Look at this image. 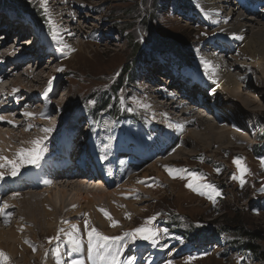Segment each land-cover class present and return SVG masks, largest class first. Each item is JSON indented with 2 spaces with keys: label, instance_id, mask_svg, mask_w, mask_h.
<instances>
[{
  "label": "rangeland",
  "instance_id": "rangeland-1",
  "mask_svg": "<svg viewBox=\"0 0 264 264\" xmlns=\"http://www.w3.org/2000/svg\"><path fill=\"white\" fill-rule=\"evenodd\" d=\"M212 1L215 5L217 3V9L225 5L224 3L221 5V0ZM25 3L30 10L43 15L42 24L45 30L52 31L58 27L59 31L68 28L70 30L68 33L72 36L66 37L67 41L73 43L72 46L78 45L79 48L77 51L65 49L67 54L59 51L61 56L51 65H46L51 61L49 55H46L45 62H39L38 78L36 74L31 77L18 74L14 78L17 79L16 84L10 76L4 79V83L7 79L8 82L12 80L10 84L17 86L16 88L21 86L22 88L18 89L23 94H29L27 91L32 94L40 93L38 105L45 110L52 106V113L50 120H45V124L40 123V128L34 126L39 123L37 120L30 122L22 115L25 111L36 114L39 112L37 108L25 107V110H18L20 114L16 115L15 120L20 124L17 125L16 122V128L0 121L2 125L0 155L13 159L18 149L31 148L30 141L44 135L41 131L44 126H50L52 132L45 141L42 160L55 156L54 147L57 146V140L67 141L72 135L77 137L78 133L79 138H76L74 143L76 144L74 160L77 161L78 153L82 155L94 147L97 148V154L91 161L94 166L99 164L101 147L108 152L119 150L124 157L123 160L128 162L121 160L117 162L125 163L127 167L130 166L129 162L139 163L142 159L138 150H144L149 146L161 135L160 132L163 136L172 132L169 126L178 129L180 132L178 137L180 139L183 137L186 144L182 141V145L179 146L175 138H169L172 144L162 156V159L166 160L150 158L140 166L131 165L134 169H127V172L130 170L128 176L121 177L117 184L107 191H113L131 177L135 185L129 188V191L126 190L128 192L123 191L116 197L112 194V202L106 198H102L100 202L92 198L87 203L82 199V196L86 195L88 199L91 198L86 194L90 189L98 190L99 187L101 192L104 190L100 188L98 183L102 181L98 178L97 181L87 179L86 181L92 184L82 185L81 188L77 182H71V179L60 180L55 185L58 191L62 190L61 196L59 197V193H52V197L55 195V198L50 201L48 199L51 192L43 191L47 186L39 187L41 189L38 190L27 187L19 192V195L14 193L6 197L8 203L13 204L9 205L12 209L8 210L10 213L8 223H4V218L0 220L2 228L0 231L5 232V229L9 228L7 232L14 230L16 232L14 236L18 234L19 237H15L17 240L11 243L15 251L12 246H4L2 245L4 243L0 242V251L8 257L7 264H56L53 251L57 246L61 252V264L78 255L86 257V244L80 253L73 251L69 257V248L63 237L59 241L48 243V238L56 236L58 229L69 228V224L64 221L77 224L81 235L84 220L87 219L90 226L102 234L116 236L142 225L153 215L157 217L154 226L161 230L156 246L145 241H137L125 249L121 259L135 256V264H165L168 260H172V264H264L257 256V252L256 257L244 246L252 243L260 252L264 250V191L261 190L264 186V167L260 164L261 158H264V81L257 80L264 73V51L261 57L250 56V52L244 49V41L232 38L231 26H226L227 22L230 25L234 22L224 20V17L212 20L213 15L204 8L201 0H48L47 13L40 6V0H25ZM22 6L20 0H0L1 9L13 11V7L18 10V14L28 16L22 11ZM242 14L244 15L242 21L253 23V28L249 27L245 36H251L254 30L264 28L262 22L254 23L253 19L249 20L256 16L246 15L243 11ZM4 16L6 29L14 30L12 33L17 31L16 35L21 34L20 37L24 34L31 35L27 27H17L15 19L10 21L7 15ZM262 16L264 19V15ZM26 19L32 20L29 16ZM47 19H51V26L46 23ZM11 24L13 25L10 27ZM45 30V36L42 38L44 52L50 50L49 47L52 51L58 50L60 45L64 44L63 41L58 38L60 43L54 42L51 34H47ZM258 39L264 45V37ZM6 42L11 43L6 48L3 47V50L8 51L11 45L19 50V43H14L13 38H8L4 43ZM134 43L138 45L136 57H132L134 54L131 48ZM66 44L69 46V43ZM69 48L71 49V45ZM25 51L20 52L26 54ZM18 53L16 52L17 56ZM179 56L181 59H178ZM25 59L18 57L17 61L20 63ZM41 59L40 55L36 56V63L42 61ZM201 60L211 62L212 68L207 73L200 63ZM11 61L12 59L6 61L8 64L4 65L5 69H9ZM157 61L159 68L154 63ZM28 64L30 67V63L23 64L22 70L25 73H28L27 69L25 70ZM125 64L130 66L129 83L125 89L119 90L117 106L121 112L118 114L121 116L133 113L136 115L134 117L136 121L130 122V119H125L115 123L107 113L96 115L98 120L90 115L86 117L84 114L94 109L96 101L111 90L113 79ZM219 64L224 67L221 68ZM58 68H62L63 71H57ZM224 69L235 75L237 82L231 87L229 96L216 92L213 100L214 90L205 88L207 91L205 90L203 96L209 102L204 111L197 110L200 108L188 97L186 98L188 101L182 107L168 108L169 103L163 94L179 90L177 84L180 87L188 84L181 79L179 83L173 81L176 77L183 76L196 81L194 90L199 89L198 83L203 79L214 88L216 84L213 81L219 83L221 76L219 72ZM49 79L53 80V85L46 98L44 92ZM218 89L219 87L216 90ZM56 92L58 96L51 99ZM179 92L181 94H174L175 102L182 97V91ZM94 94L96 95L93 96ZM254 95L258 98L256 99ZM195 96L202 99L198 92ZM228 98L230 99L227 101ZM214 103L221 104L220 110H217ZM191 106L197 107L196 111L199 113L196 112L194 118L199 124L204 123L206 128L186 121L183 111ZM129 108L132 110L129 111ZM202 112L206 116L203 117ZM11 113L6 114L13 117L14 113L12 115ZM70 116L72 121L77 123L76 126H79V132H73L68 136L64 130H60V126L62 124V127L67 128L69 120L66 118ZM75 116L81 119L75 121ZM207 117L211 118L207 120L205 119ZM39 118L43 119L40 116ZM231 122L233 125H230ZM27 123L32 127L26 131ZM160 123L163 124L162 127ZM6 128L13 130L10 132ZM182 129L189 131L184 133ZM7 132L10 134L6 137ZM193 133L198 134L197 139ZM77 148H81L82 152L80 153V149ZM169 151L172 155L168 154ZM62 152L63 148L60 154ZM104 154L103 157L108 159V154L106 152ZM156 155L154 152L153 156ZM234 157H242L243 164L248 169V173L243 177L246 181L243 187L239 180L232 179L233 175H239L232 163ZM57 158L62 159L61 156ZM88 162L86 159V163ZM115 162L113 158L104 160L113 171H117L118 164ZM165 165L202 174L203 180L200 182L212 184L220 195L215 196L214 200H209L207 196L193 192L185 187L187 178L181 179L180 175L169 176L165 171ZM36 167L26 165L19 175H27V172ZM217 168L220 169L219 173L216 171ZM0 171L6 172L7 169ZM187 172L183 174L185 177ZM8 177L6 175L5 179ZM66 181L71 183L69 185L63 183ZM6 187L8 188L7 185ZM75 194L79 195L75 197ZM101 208L105 209L112 219L118 221L116 227L110 226V221L99 211ZM126 213L130 214V218L125 217ZM169 229L188 242L202 240L209 234L212 236L197 246L195 242L191 243L195 246L191 250L181 238L174 237ZM207 230L210 233L207 234ZM241 231L249 236L247 238L240 236ZM25 240L29 243L26 244ZM31 246H35V252ZM0 264L5 262L0 260Z\"/></svg>",
  "mask_w": 264,
  "mask_h": 264
},
{
  "label": "bare ground",
  "instance_id": "bare-ground-1",
  "mask_svg": "<svg viewBox=\"0 0 264 264\" xmlns=\"http://www.w3.org/2000/svg\"><path fill=\"white\" fill-rule=\"evenodd\" d=\"M201 1L203 2V6H205L204 8L206 10L210 11L211 15H213V17H211L212 20L213 19L217 20V19H221L222 17H224V20H229L230 22H234L233 25H230L229 22H227L228 24L226 26L227 27L231 26L230 27V29H231L230 31L233 34H236V35H238L240 37H243V39H241V40L244 41V49H247L250 52V56H252V57H255V56L261 57L262 56L263 51H264V45L258 38L259 37H264V28L254 30L252 32L251 36H245V33H246V31H248V28L249 27L253 28V26H252L253 23L250 22V21H242V19H244L243 18L244 15L242 14V11L246 15L250 14V13H253L252 16H256V18H249V20L253 19L255 21L254 23H257V22L261 23L262 22V24H264V19L262 18L263 17L262 15H264V10L262 11L260 9H255V7H252L250 5V1L251 0H221L222 1V2H220L221 5H222V3L225 4L224 6L220 5L221 7H223L221 9H217V7H216L217 3L215 5V4H213L214 3L213 1L211 2V0H201ZM206 4L209 5V7ZM240 5H242V6H240ZM192 9H194V8H192ZM0 13H2V15H0V54H3V55H0V115L5 117V121H1V122H2V124H3V122H4V124H6L7 120H13L16 123L17 121L15 120V117H16V115L20 114V113H18V110H20V109L21 110H25V107H28V109L37 108V110L39 112H36V114L34 113L35 115L33 116V118H28V117H26V118H27V121H30V122H32L33 120H37L39 123L38 124L34 123L35 124L34 126H36V128H40V123L45 124L46 123L45 120H50L51 119V114L50 113H52L51 112V107L52 106H49L47 108V110L41 108L38 105L39 98L41 97L40 93L39 94H37V93L36 94H32L31 92H29V91H27L25 89V91H27L29 94H23L22 92H20V89H18V88H22L21 86L16 88L17 86L14 87V85L10 84L12 82V80H10L11 82H8V79H7V81L4 83V79L6 77H8V76H10L11 78L14 79V78H16V76H18V74L20 76L25 75V77L26 76L31 77L32 75L36 74V77L38 78V76L40 74V73H38V72H40L38 70L39 64L41 62L42 63L45 62L44 57L49 52L48 51L44 52V50H43L44 45H42L43 42H40L38 45H35L34 42H32V44L27 43V41L29 40V37L31 35L26 36L27 34L26 35L24 34L23 37H20L21 35H19V36L16 35L17 31L12 33V31H14V30L11 31V30L6 29L5 28V24H4L6 16H4V15H7L9 17V13L6 12L5 10H2V9H0ZM224 23L226 24V21ZM12 25L13 24H11L10 27ZM22 26H25V22H23L20 19H17V27H22ZM76 28L79 29L78 26ZM14 29H15V27H14ZM56 29H57L56 31L58 32V36L61 38L63 43L64 44L69 43V46L71 45V49H74V51H77L79 46L78 45H73L72 46L73 43L68 42L69 40L67 41V39H66V37L72 36V34L68 33V31H70V30H68V28H67V29H64V30L60 29L58 31V27H56ZM74 34H75V32H74ZM12 35H13V37H10ZM24 37H26V38H24ZM8 38H13V42L14 43H19V45H21V46H19L17 44L19 50H17V47L14 46V45H11V47L9 48L8 51L7 50L5 51V50L2 49L3 47L6 48V46H8V44L11 43V42L8 43V44H7V42L4 43ZM21 50H24V51L26 50L25 51L26 54H22L20 52ZM16 52H19L18 56L16 55ZM39 55L41 56V58H42L41 60L42 61H38V63H36L35 58H36V56H39ZM18 57L24 58V59L27 58V59L24 60L25 64L30 63V65H31L29 67V64H28L27 65L28 67L25 68V70L27 69L26 71L28 73L23 72L22 69L24 67L23 66L24 62H20L19 63L17 61ZM8 59H12V61L10 63V66H9L10 70L4 68V65L8 64V63H6V61ZM207 59H208V57H207ZM50 60H51L52 63H54L56 61L55 58L52 59L51 57H50ZM4 61H5V64H4ZM154 63L159 68V66H158L159 62L157 61V62H154ZM46 65H48V64L46 63ZM219 65H221V64H219ZM43 67H44V65H43ZM222 67H224V65H221V68ZM28 68L31 69V70H29ZM20 69L22 70V72L18 71ZM228 69H229V67H228ZM219 73L221 74L220 80H219V89L216 90L218 88L217 86L213 88V90L215 92V94H213V100H214V96L216 95V92L219 93L220 95L222 94V95L229 96L230 95L229 93L231 91L230 89H231V87L233 85H235V82H236L235 81L236 80L235 75H232L230 72L229 73L226 72L225 69L221 70V72H219ZM259 74H262V73H259ZM172 77H174V76H172ZM180 77L181 78L176 77V79L173 80V81H175V82L178 81V83L180 82V79L183 80V81H187V78H185L183 76H180ZM21 79H23V78H21ZM257 80L264 81V73L261 75L260 78H257ZM16 82H17V79L14 81V83L16 84ZM189 84H191V83L189 82ZM177 85L179 87V90H174V91H170L169 93L163 94L165 96L166 100L169 103L170 107H168V108H171V109L174 108L175 109V107H178V108L182 107L184 105V103L186 101H188L186 99L187 97L189 99L192 98L193 99V103L195 105H197L198 108H200V109H197V107L195 108V106H191V107H189V109H186V110L183 111V115H186V117H185L186 121L199 124V122L194 117H195L196 112H198V111H196V109L199 110V111H202V110L204 111V109L206 108L205 106H207L206 105L207 102H209L203 96V94H205V92L207 91L206 90L207 87L205 86L206 89H204V88L202 89L200 87L199 89H195L194 90V88H193L194 85H192V84H191L192 85L191 87H189V85L188 86L187 85L186 86L181 85V87L179 86V84H177ZM14 88L19 90L15 95L12 94V90ZM184 88H185V90H184ZM179 91H182V95H181L182 97H181L180 100H178V102H175L174 94L178 95V93H180ZM197 92L201 95V97H202L201 100L195 96ZM36 95H37V98H36ZM56 96H58V92H56L54 95H52L51 99H52V97L55 99ZM183 97H185V98H183ZM254 97L256 99L258 98L255 95H254ZM229 99L230 98H228L227 101ZM211 103H213V101L210 102V106L212 107ZM214 104H215V107L217 108V110H220V108H221L220 105L221 104H216V103H214ZM7 112L14 113V116L11 117L9 114H8L9 115L8 116L6 114ZM12 113H11V115H12ZM41 113H43L44 115L41 116L40 115ZM213 113H215V112L213 111ZM39 116L42 117L43 119H40ZM202 116L204 117V116H206V114L203 113ZM198 117H200V116H198ZM223 117H225V116H223ZM210 118L211 117H207L205 119L209 120ZM225 118H227V119H229L231 121L234 120V119L229 118V117H225ZM66 119L69 120L67 122V126L68 127L64 128V127H62V124H61L60 130H64L66 132V134H68V136H70L73 132H77V131L79 132V130H78L79 126H76L77 123L72 121L71 116H70V118L67 117ZM74 119H75V121H78V119H81V118L79 116H75ZM19 124H20V122H17V125H19ZM160 124H161L160 127H162L163 124L162 123H160ZM27 125H29V124L27 123ZM230 125H233V123L231 122ZM1 126H0V128H1ZM8 126H5V127H8ZM199 126H201V127L204 126L203 129L206 128V125L204 123L199 124ZM211 127L214 128L215 126H211ZM44 128H50V126H44ZM169 128L172 129V132H170L168 134V131H167L168 135L163 136V134L160 132L161 135L157 136L151 142V144H149V146L144 148V150H138V152L140 153L139 156L141 157L140 159H142L143 162L142 161H140L139 163L129 162V165H130L129 167H127L125 163L124 164L122 163V162H126L127 163L128 161L123 160L124 157L122 156V153L119 150H116V152H108L104 148L101 147L100 148V153H99V156H98L99 157V163H100V166L98 167V171H96L90 164L86 163L87 157H92L95 154H97V148L95 150H93V148H91L88 152L86 151V152L82 153L83 156L78 153L77 154V161L74 160V158L76 156L75 155V151H76L75 150V145L76 144L74 145V143L76 142V138L77 139L79 138L80 133H78L77 137L72 135V137L69 138L67 141H65V140H57V142H56L57 146L54 147V153H55L54 157H57V156L60 157L61 156L64 159L63 160L60 159L59 161H57L56 163L58 165H55V166L52 165L54 162H51L49 164V167L45 168L43 170V172H41L42 174L36 176L35 179L29 180V181H31L30 186H27V184H23V182L20 181V182H17L16 184H14L11 188H8L7 190H4L3 188H0V206L4 205L5 202H7L8 205L13 204V203H8V200H7L6 197L12 196L14 193H19L21 191H24V189L27 188V187H30V189H36V190L43 188L45 181H50V183H47V187L43 188V191L51 192L48 201L52 200V198H53L52 197V193L53 194H58L59 193V197H60L61 196L60 193L62 192V190H61V192L58 191V189H56V185L55 184H56V182H59L60 180H66V179H71V182H74V183L77 182L78 183L77 185H79V187L81 188L82 185L84 186V185H87V184L90 183V182L88 183V181H86L87 179L88 180H96L97 178H99L101 180V178H102L103 180H105L107 182L108 186L105 187V185H104L105 182H103L102 180H101L102 182H99L98 184H99L100 188L106 190V192H104V190L101 192L99 187H98V190L90 189V190L87 191L86 194L90 195L91 198L88 199L89 197L87 198L86 197L87 195H86L85 197L82 196V199L84 201L86 200L87 203H88V201L92 200V198L95 199V201H98V202H100L102 198H106L107 201H109V202L111 201L112 202V194H113V197H116L118 194H120L123 191L124 192L126 190L129 191V188L134 186L135 182L131 179L132 178L131 177L126 183L120 184L113 191H111V190L107 191V189H109L110 187L115 186L117 184L118 180L122 176H125V177L128 176V172H130V170L134 169V166L135 167L140 166V165H142L144 163L145 160L150 159V158H159V159H161L160 161L166 160V159H162V156H164L167 153L166 152L167 151L166 150L167 147H169L172 144V141L169 138H175L176 141L178 142L179 146L182 145V141H184V144H186V140L183 137L181 139L178 137V134H180V132L177 131L178 130L177 128H173V126L172 127L169 126ZM7 130L10 131V130H13V128L12 129H7ZM188 131H189V129H182V132H184V133H186ZM1 134H2V132L0 131V135ZM7 134L9 135L10 133L7 132L6 133V137H7ZM193 134H194V137L197 139L198 134L197 133H193ZM243 135H246V134H243ZM0 139H1V137H0ZM6 140L8 142V139H6ZM3 141H5V140H3ZM62 148H63V152H62V154H60V150ZM77 149H80V153L82 152L81 148H77ZM83 149H85V148L83 147ZM105 152L108 154V159L113 158L116 161L115 163L118 164L117 165V171H113L112 167H110L106 163H104V160H108V159H103V160L100 159V157L105 156V154H104ZM154 152L157 153L156 156H153ZM168 154L172 155L170 153V151L168 152ZM83 158L85 160H83ZM119 160H121L122 162H117ZM131 165H134V166H131ZM152 166L156 167V165H152ZM128 168L130 170L127 172ZM43 174H44V176H43ZM96 176H98V177H96ZM72 178H80V179L78 180V179H72ZM71 182L66 181V182H63V183H68V185H69ZM90 184H92V183H90ZM39 187H41V188H39ZM128 191H126V192H128ZM78 195L79 194H75V197L78 196ZM54 198H55V195H54ZM2 199H3L4 203H2ZM78 199H79V197H78ZM56 200H57V198H56ZM66 205H68V204H66ZM66 205L65 206L63 205V206L66 207ZM69 206L71 207V205H69ZM112 207L114 209L115 206L113 205ZM1 208H3V212H5V213H8L9 212L8 210L12 209V207H10V206L8 208H6V209L3 206ZM61 208H62V205H61ZM65 209H68V208L66 207ZM62 210H64V209H62ZM2 218H3V216H0V220ZM1 229L2 228H0V230ZM5 230H6L5 232L0 231V242H3L4 244H2V243L1 244L4 245V246H8V247L12 246V248H14L13 247L14 245H11V243L13 241L15 242V240H17L15 237H18V234L16 236H14V234L16 233L14 230L13 231H9V232H7L9 230V228L5 229ZM13 251H15V248L13 249Z\"/></svg>",
  "mask_w": 264,
  "mask_h": 264
},
{
  "label": "snow or ice",
  "instance_id": "snow-or-ice-1",
  "mask_svg": "<svg viewBox=\"0 0 264 264\" xmlns=\"http://www.w3.org/2000/svg\"><path fill=\"white\" fill-rule=\"evenodd\" d=\"M47 3L48 0H40V6L44 8L45 13H47L48 11L46 7ZM46 23L51 26V19H47ZM51 38L54 42L60 43V41L58 40V32L55 28H53L51 31ZM232 38L243 39V37H240L236 34H233ZM65 49L74 51V49H70L67 44H61L58 48V51L63 54H67L65 52ZM200 63L204 68L205 73H207L209 69L212 68L211 62L208 60H201ZM57 71H63V69L58 68ZM213 83H215L216 86L219 87V83L217 81L214 80ZM47 85V89L44 92L46 98L48 96V93L52 91L53 80L49 79ZM18 91V89H13L12 94L15 95ZM128 110L131 111L132 109L129 108ZM22 115L31 118L35 114L25 111L22 113ZM40 115L43 116L44 114L41 113ZM0 121H5V117L0 115ZM6 122L13 127L17 126L13 120H7ZM31 127L32 125L29 124L28 128H26L25 130L27 131ZM41 131L44 133V135L30 141L32 145L31 148L18 149L13 159H8L6 156L0 155V169H7L6 172L0 171V180L5 179L6 175L16 177L20 174L21 169L26 165H34L37 167L40 165V161L43 159V153L45 150V141L48 140L49 134H51L52 132V128H42ZM105 158L106 157L103 156L101 157L102 160ZM232 163L236 166V169L239 172V175H233L232 179L239 180L241 187H243L246 183L243 177L248 173L247 167L243 164V158L234 157ZM260 164L262 167H264V158H261ZM164 168L169 176L174 177V175H180L181 179L187 178L188 182L185 184V187L192 190L193 192H197L202 196H207L209 200H214L215 196L220 195V193L212 184L200 182L203 180L202 174H198L195 171L187 172L186 169L172 168L167 165H165ZM216 171L219 173L220 169L217 168ZM185 172H187V177L183 175ZM45 183H50V181H45ZM141 183H143V181H141ZM148 186L151 187V185ZM261 190L264 191V186H262ZM14 195H19V193H15ZM3 207L5 209L9 207L7 202L4 203ZM99 211L107 220L110 221L111 227H116L118 225V221L112 219L111 215L105 209L101 208L99 209ZM0 216H3L4 223L7 224L10 213H5L0 210ZM125 217L130 218V214L126 213ZM156 218L157 217L153 215L147 218L142 225L135 227L130 231H125L121 235L116 236H108L102 234L95 227L90 226V222L87 219L84 220L83 235H81V230L77 224L64 221V223L69 224V228L58 229L56 236L48 238V243L51 244L54 240L59 241L63 237L64 242L68 245L69 248V257L72 256L73 251L80 253L81 250L84 249L86 244V257L83 255H78L74 258L68 259L65 264H135V256L127 257L126 259H121V257L122 255H124L125 249L130 245H134L137 241H145L152 246H156V244L158 243V237L161 233V230L154 226ZM24 242L26 244L29 243V241L27 240H25ZM31 247L32 251L35 252V246ZM45 255L47 256L48 253L46 252ZM53 255L56 257V264H61V252L58 246L54 249ZM0 260H3L5 264H7L8 257L2 251H0ZM165 264H172V260L166 261Z\"/></svg>",
  "mask_w": 264,
  "mask_h": 264
},
{
  "label": "trees",
  "instance_id": "trees-1",
  "mask_svg": "<svg viewBox=\"0 0 264 264\" xmlns=\"http://www.w3.org/2000/svg\"><path fill=\"white\" fill-rule=\"evenodd\" d=\"M23 4V6L21 7L22 8V11L26 12V13H30L32 14V16L36 19V20H39V23H42V18H43V15H39V13H36V12H33L32 10H30L27 6V3H25V0H20ZM18 5V4H17ZM12 10L16 13H18V10L13 8L12 7ZM41 14V13H40ZM127 19H130V17H127ZM137 48H138V45L136 43L132 44V51H133V56L132 57H136L138 56L137 55ZM176 57V55H175ZM190 57H191V53H190ZM178 59H181L180 56L178 57ZM129 71H130V66L128 65H123L122 68H120V72L118 73V75L116 76L115 79H113L112 81V84H111V90L104 96L102 95L97 101H96V104L94 107V109H92L90 112L92 113V115H97L98 113H102V112H109L111 113L113 116H115V118H119V114L121 111L119 110L118 106H117V99L119 98V90H123L125 89L127 83H129ZM98 93V92H97ZM96 94H94L93 96H95ZM92 96V97H93ZM91 97V98H92ZM260 141V139H258ZM258 141V143H259ZM258 143L256 145V147H258ZM260 153H263L262 151H260ZM167 223V221H165ZM176 224V223H174ZM198 231H200L198 228H196ZM210 233L208 230H207V234ZM245 233L244 232H240V236H246V238L249 236V235H244ZM206 235V234H205ZM212 235H208V236H205L202 240H192L190 241L189 243H201V242H204L208 239H211ZM245 248L250 251L253 255H257L256 252L258 253L257 256H259L263 261H264V250L263 251H259L258 247H255L254 245H252V243H247L244 245ZM256 256V257H257Z\"/></svg>",
  "mask_w": 264,
  "mask_h": 264
}]
</instances>
